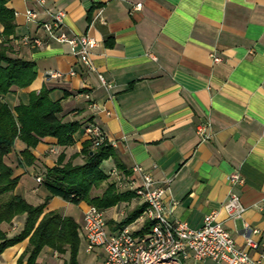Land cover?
<instances>
[{
    "label": "crops",
    "instance_id": "obj_1",
    "mask_svg": "<svg viewBox=\"0 0 264 264\" xmlns=\"http://www.w3.org/2000/svg\"><path fill=\"white\" fill-rule=\"evenodd\" d=\"M41 1V2H40ZM8 0L15 14V34L8 46L12 58L33 62L37 76L30 86H13L3 101L12 109L28 102V95L43 88L49 99L60 102L62 123L79 125L74 142L61 147L52 137L43 138L30 152L15 140L5 162L19 178L14 194L31 206L50 196L42 182L46 170L58 165L84 164L78 155L88 139L84 128L95 123L103 130L116 158L102 162L107 179L92 191L100 196L114 185L121 199L103 210L109 235L128 228L135 236L148 232L139 217L123 222L145 204L127 186L140 183L134 165L149 172L165 188L164 208L171 221H183L192 229L203 225L212 212L236 245L245 247V228H255L264 238V0ZM141 4V8L134 9ZM33 11L29 19L27 11ZM65 13L67 33L96 41L89 50L90 67L71 47L48 40L41 24L50 15ZM3 31L0 24V35ZM24 37L47 45L32 47ZM220 62H213V57ZM62 76L56 79L49 72ZM110 86L107 88L101 80ZM207 127V139L198 133ZM237 172L243 183L233 186L229 176ZM231 193L245 208L241 219L228 217L223 207ZM89 205H74L52 197L44 214L72 217L79 225L77 264H101L102 249L87 251L82 232ZM26 215L17 216L1 229L12 238L23 230ZM29 240L7 248L0 264H18ZM261 248L249 250L258 258ZM69 252L44 248L36 264H68ZM27 257L21 264H26ZM182 264H195L182 260ZM200 264H215L207 260Z\"/></svg>",
    "mask_w": 264,
    "mask_h": 264
},
{
    "label": "trees",
    "instance_id": "obj_2",
    "mask_svg": "<svg viewBox=\"0 0 264 264\" xmlns=\"http://www.w3.org/2000/svg\"><path fill=\"white\" fill-rule=\"evenodd\" d=\"M8 0H0V24L3 31L0 35V255L25 239L29 247L18 264L27 257L26 264H36L39 254L44 248H50L59 253L69 252L68 264H77L80 238L79 225L72 217L62 216L56 212L44 214V210L52 197L78 205L85 202L100 210H106L117 203L121 197L116 193L114 185H110L100 196H93L92 191L106 181L107 177L101 170L102 162L116 158L110 143L103 141L94 147L92 141L84 143L81 152L73 156L84 157V164L74 165L68 162L63 165L61 154L58 165L47 169L43 186L50 196L44 203L31 206L21 196L14 194L19 178L14 177L13 169L6 164L5 157L14 147L15 140H20L26 146L21 152L25 165H32L34 158L31 150L35 149L45 137L57 140L61 147L73 144V136L79 125L62 123L60 102L49 99L51 90L43 88L39 93L28 95V102L20 103L12 109L3 101L4 96L15 86L27 88L37 76L33 62L11 58L8 43L15 34V14L6 4ZM143 212L139 210L130 215L124 222L126 226L136 220ZM26 215L23 230L19 235L8 238L1 229L2 224H11L17 216Z\"/></svg>",
    "mask_w": 264,
    "mask_h": 264
},
{
    "label": "built area",
    "instance_id": "obj_3",
    "mask_svg": "<svg viewBox=\"0 0 264 264\" xmlns=\"http://www.w3.org/2000/svg\"><path fill=\"white\" fill-rule=\"evenodd\" d=\"M40 1V0H38ZM41 2V1H40ZM141 8V4L134 9ZM29 19L36 17L33 11H27ZM65 13L62 11L52 13L50 20L41 24L48 40H54L60 44L71 47L74 55L86 67H90L89 50L96 46V41L90 37L77 36L66 32L64 27ZM23 43L32 47L47 45L40 39L24 37ZM213 62H220L213 57ZM50 78L56 79L62 75L58 72H49ZM107 88L110 86L99 77ZM207 127L202 126L198 133L203 139H207ZM84 136L99 146L107 141L100 126L89 123L84 128ZM108 142V141H107ZM109 143V142H108ZM132 172L138 175L140 183L134 186L128 183L133 194L145 204V208L139 219L147 222L148 232L135 236L128 228H123L115 234L109 235L106 230V217L103 210L95 206H89L83 215L82 232L86 241L88 252L102 249L104 259L101 264H182V260H192L200 264L210 260L215 264H264V238L258 229L245 228V247L236 245L230 233L218 219V213L212 212L204 217L203 225L199 229H192L186 222L169 220L164 208L165 188L155 183L153 176L141 166L134 165ZM38 183L41 178L36 179ZM229 182L233 186L243 183L242 177L237 172L229 176ZM223 209L230 219H241L245 208L236 193H231ZM261 248L258 258H253L249 250Z\"/></svg>",
    "mask_w": 264,
    "mask_h": 264
}]
</instances>
